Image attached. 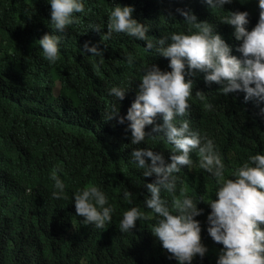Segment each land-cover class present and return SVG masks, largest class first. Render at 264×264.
<instances>
[{
  "label": "trees",
  "instance_id": "obj_1",
  "mask_svg": "<svg viewBox=\"0 0 264 264\" xmlns=\"http://www.w3.org/2000/svg\"><path fill=\"white\" fill-rule=\"evenodd\" d=\"M114 3L132 6L134 18L149 26L146 35L154 42L171 32L187 33L191 26L176 9H190L198 21L211 23L238 57L240 41L220 18L228 11H247L246 28L251 30L259 14L256 0H233L224 9H211L203 0H85V11L56 33L59 59L49 63L37 42L54 31L47 0H0V264H178L151 233L155 219H138L127 233L119 229L124 210L138 206L150 211L143 203L148 195L144 185L154 177H143L129 162L132 149L151 147L167 162L172 146L156 137L131 145L128 122L106 120L113 105L126 114L147 65L170 70L168 58L155 47L145 49V41L106 34ZM93 24H100L101 31L91 30ZM86 41L102 49L103 57L82 52ZM128 53L135 57L132 65L126 62ZM189 78L191 107L177 121L187 119L192 129L214 140L231 177L250 154L264 152V102L245 101L242 91L226 96L219 91L222 85L206 84L203 73ZM114 85L129 89L120 102L108 93ZM155 122L162 123L159 115ZM190 155L193 165L174 173L176 191L162 190L161 196L170 204L184 189L202 199L197 207L204 211L195 219L201 222L207 252L191 264H216L223 245L206 231L215 179L198 166L195 151ZM54 171L66 185L60 199L51 196ZM88 184L99 186L114 209L104 229L84 224L75 212L73 193ZM124 190L132 193L131 204L123 198Z\"/></svg>",
  "mask_w": 264,
  "mask_h": 264
},
{
  "label": "clouds",
  "instance_id": "obj_2",
  "mask_svg": "<svg viewBox=\"0 0 264 264\" xmlns=\"http://www.w3.org/2000/svg\"><path fill=\"white\" fill-rule=\"evenodd\" d=\"M256 2L258 21L251 30L246 28L247 11H228L220 18L233 27L232 35L240 41L236 49L241 54L239 57L232 54L231 46L214 31L211 23L198 21L190 9H176L191 26L187 33L171 32L155 42L146 35L149 26L134 18L132 6L114 3L108 14V36L113 32L125 33L145 41V49L155 47L156 53L168 58L170 69H161L155 63L147 65L126 114L120 115L115 105L106 113V120L116 118L120 124L128 122L125 131L130 130L131 145H141L146 137H156L172 146L167 162L163 153L151 147L132 149L129 162L142 170L143 177H154L144 185L148 195L143 203L150 211L145 212L138 206L124 210L119 229L127 233L138 219H155L151 233L171 254L169 258H174L178 264H191L194 257L203 259L207 252L201 242V222L195 219L204 211L197 207L202 199H194L184 189L173 196L170 204L161 196L162 190L176 191L178 178L174 173L183 166L193 165L190 155L193 151L198 156V166L215 179V199L207 201L211 210L206 217V231L214 242L223 245L216 264H264V152L250 154L231 172V177L226 176L225 163L214 140L192 129L187 119L177 121V117L184 116L191 107L188 98L192 95L193 81L186 76L197 73H203L206 84L222 85L219 91L226 96L242 91L245 101L264 102V0ZM47 3L54 31L44 33L37 42L43 58L54 63L59 59L60 36L56 33L64 32L77 19L75 14L85 11V0H47ZM203 3L211 9H224L233 0H203ZM101 27L93 24L91 30L100 32ZM81 51L103 57L102 49L87 41ZM134 60L133 54L128 53L126 62L132 65ZM128 90L114 85L108 93L120 102ZM261 111L264 112V108ZM158 115L162 123L155 122ZM146 125L152 126L150 131H145ZM50 178L54 182L51 196L64 197L65 182L55 171ZM131 195L124 190L123 198L129 204ZM72 202L76 214L84 217V224L104 229L112 219L114 209L106 193L96 184L77 189Z\"/></svg>",
  "mask_w": 264,
  "mask_h": 264
}]
</instances>
